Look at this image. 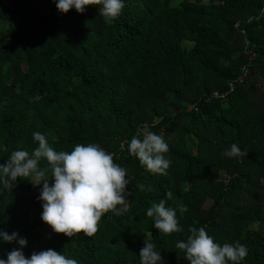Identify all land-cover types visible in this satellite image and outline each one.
<instances>
[{"label":"trees","instance_id":"1","mask_svg":"<svg viewBox=\"0 0 264 264\" xmlns=\"http://www.w3.org/2000/svg\"><path fill=\"white\" fill-rule=\"evenodd\" d=\"M145 125L168 144L165 174L127 150ZM34 131L57 151L96 143L112 153L127 169L128 211L67 237L41 220L38 190L17 177L0 191V229L26 238V257L52 248L78 264H140L146 238L165 264H189L176 242L204 226L220 244L246 245L241 264H264V0H125L114 20L96 5L0 0V163L31 152ZM232 143L246 155H224ZM160 199L183 231L153 228L145 212ZM13 247L0 240V258Z\"/></svg>","mask_w":264,"mask_h":264},{"label":"clouds","instance_id":"2","mask_svg":"<svg viewBox=\"0 0 264 264\" xmlns=\"http://www.w3.org/2000/svg\"><path fill=\"white\" fill-rule=\"evenodd\" d=\"M60 12L74 8L77 12L86 11V6H98L105 20H114L121 13L125 0H54ZM35 100L41 99L37 94ZM37 146L31 152L18 148L11 151L7 159L0 163V191L11 189L17 177L39 185L37 200L41 203L40 218L53 232L72 237L83 232L92 236L101 217L109 210L120 216L128 211L125 205L129 193L127 169L113 161V154L96 143H77L71 151H57L49 143L45 134L32 132ZM55 140V137H53ZM130 155L138 158L139 163L151 173L165 174L170 160L164 155L168 144L161 134L148 130L144 126L142 134L133 135L127 142ZM224 155L239 157L246 155L236 143L225 150ZM45 159L50 168L39 165ZM51 177V182L49 180ZM140 190L143 184L137 185ZM171 191L166 196L171 198ZM120 205V207H117ZM181 213L187 211V205L180 204ZM176 208L166 206L165 199L153 203L145 214L153 219V228L165 234L183 231L178 224ZM186 240L176 242L175 247L184 250V258L189 264H241L248 253L246 245L234 242L214 241L204 226L189 227ZM0 240L15 242L6 252V258H0V264H78V260L57 252L52 248L33 251L25 256L23 247L27 240L16 231L8 233L0 229ZM140 264H165L160 250L149 239H144L139 249Z\"/></svg>","mask_w":264,"mask_h":264},{"label":"rangeland","instance_id":"3","mask_svg":"<svg viewBox=\"0 0 264 264\" xmlns=\"http://www.w3.org/2000/svg\"><path fill=\"white\" fill-rule=\"evenodd\" d=\"M38 187H39V185H33L32 190H31V194L37 193ZM45 234L49 235L50 232L49 231H47V232L45 231Z\"/></svg>","mask_w":264,"mask_h":264}]
</instances>
